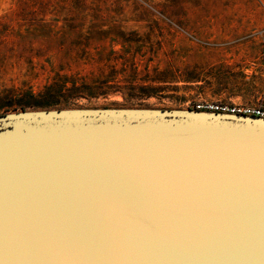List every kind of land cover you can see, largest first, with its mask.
I'll list each match as a JSON object with an SVG mask.
<instances>
[{"label":"water","instance_id":"1","mask_svg":"<svg viewBox=\"0 0 264 264\" xmlns=\"http://www.w3.org/2000/svg\"><path fill=\"white\" fill-rule=\"evenodd\" d=\"M0 264H264V119L1 115Z\"/></svg>","mask_w":264,"mask_h":264},{"label":"rangeland","instance_id":"2","mask_svg":"<svg viewBox=\"0 0 264 264\" xmlns=\"http://www.w3.org/2000/svg\"><path fill=\"white\" fill-rule=\"evenodd\" d=\"M203 100L264 104V0H0V116Z\"/></svg>","mask_w":264,"mask_h":264},{"label":"built area","instance_id":"3","mask_svg":"<svg viewBox=\"0 0 264 264\" xmlns=\"http://www.w3.org/2000/svg\"><path fill=\"white\" fill-rule=\"evenodd\" d=\"M193 110L200 112H212L226 115L257 117L264 119V104H230L218 101L203 100L192 106Z\"/></svg>","mask_w":264,"mask_h":264},{"label":"bare ground","instance_id":"4","mask_svg":"<svg viewBox=\"0 0 264 264\" xmlns=\"http://www.w3.org/2000/svg\"><path fill=\"white\" fill-rule=\"evenodd\" d=\"M195 111V110H194Z\"/></svg>","mask_w":264,"mask_h":264}]
</instances>
